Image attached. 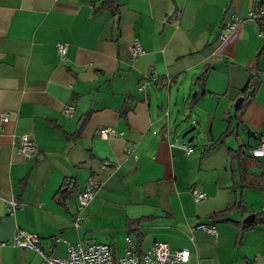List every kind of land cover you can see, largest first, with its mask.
Instances as JSON below:
<instances>
[{
	"label": "crops",
	"instance_id": "0c3cea01",
	"mask_svg": "<svg viewBox=\"0 0 264 264\" xmlns=\"http://www.w3.org/2000/svg\"><path fill=\"white\" fill-rule=\"evenodd\" d=\"M102 1L0 0V264H38L19 229L60 257L77 243L120 252L128 235L138 250L188 248V264H264V155L249 151L264 133V18L222 36L264 0H117L116 12ZM110 209H123L120 228H90Z\"/></svg>",
	"mask_w": 264,
	"mask_h": 264
},
{
	"label": "built area",
	"instance_id": "2783aa9c",
	"mask_svg": "<svg viewBox=\"0 0 264 264\" xmlns=\"http://www.w3.org/2000/svg\"><path fill=\"white\" fill-rule=\"evenodd\" d=\"M247 18L253 20H260L264 18V7H260L257 11H248L243 18L232 17L231 20L224 23L223 34L225 36L228 31L234 30L237 27V22L246 21ZM134 41L129 46V53L132 57H136L143 53L142 46ZM66 43H57V51L60 56L66 52ZM145 77L156 78V73L149 71L145 73ZM144 87L143 84H139V89ZM73 111V106L68 105L63 109L65 115H70ZM2 119H7V114L2 113ZM114 129L108 127H102L97 130L99 137L106 139L109 135L116 134ZM16 143L19 151L25 156H30L35 153V142L29 137L27 133H22L16 137ZM182 147L186 150H191L185 143ZM250 155L254 157L264 155V133L259 135V142L257 145L250 147ZM109 161H104L103 165L107 166ZM96 184L86 186L78 194V211L80 213L72 218L71 222L73 226L78 227L82 220V211L89 203L94 194V188ZM195 200L201 199L206 196L203 191L193 189L191 191ZM7 208L11 210L15 206V202L8 201ZM197 228L204 231L214 233L216 231L213 223L206 224L201 223L196 225ZM58 237H55L57 240ZM14 243L18 246L28 247L32 249L38 259V264H188L189 249L185 247L172 248L165 241H155L146 250H138L134 247L131 238L126 235L124 238V245L120 252L113 249L108 242H89L85 244L69 245L67 249L66 257H60L51 253L52 245H49L44 249L39 242V236L36 233L27 232L19 229L14 236Z\"/></svg>",
	"mask_w": 264,
	"mask_h": 264
},
{
	"label": "rangeland",
	"instance_id": "374dc122",
	"mask_svg": "<svg viewBox=\"0 0 264 264\" xmlns=\"http://www.w3.org/2000/svg\"><path fill=\"white\" fill-rule=\"evenodd\" d=\"M1 116H2V114H1ZM118 212L119 213L117 214V212H115V209L102 210L101 213H99V217H98V221H97L98 225L97 226L89 225L90 228L97 229L100 232H103L104 234H108V232L117 230L122 225L121 226H115V224H117V222H119V220H122V217L124 214L123 209H119ZM190 263H192L191 260H190Z\"/></svg>",
	"mask_w": 264,
	"mask_h": 264
},
{
	"label": "trees",
	"instance_id": "16d2710c",
	"mask_svg": "<svg viewBox=\"0 0 264 264\" xmlns=\"http://www.w3.org/2000/svg\"><path fill=\"white\" fill-rule=\"evenodd\" d=\"M104 6H107V8H109V9H111L113 12H116V10H117V0H103L102 1V7H104ZM140 42V41H139ZM140 45H141V43H140ZM202 76V75H201ZM252 86H254V82L252 83ZM199 90L201 91L202 90V88L199 86ZM198 91V90H197ZM196 91V92H197ZM202 92V91H201ZM195 97H196V93L195 94H193V100H191L192 101V103H194L195 101H194V99H195ZM222 138V135H221V137H220V139ZM220 141V140H219ZM237 153V155H238V158L240 159V163H241V165H242V167H243V169L245 170V175L246 174H249L248 173V171H247V166H246V161H247V158L246 157H244V155H245V153L243 152V151H240V152H236ZM246 156V155H245ZM243 157H244V159H243ZM243 173V174H244ZM224 211H222V212H218V213H223Z\"/></svg>",
	"mask_w": 264,
	"mask_h": 264
},
{
	"label": "water",
	"instance_id": "95a60500",
	"mask_svg": "<svg viewBox=\"0 0 264 264\" xmlns=\"http://www.w3.org/2000/svg\"><path fill=\"white\" fill-rule=\"evenodd\" d=\"M253 216V214H248V215H246L244 218H243V221H248V220H250L251 219V217Z\"/></svg>",
	"mask_w": 264,
	"mask_h": 264
}]
</instances>
